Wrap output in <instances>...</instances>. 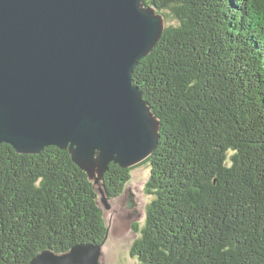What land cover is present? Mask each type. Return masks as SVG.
Here are the masks:
<instances>
[{
  "label": "trees",
  "instance_id": "1",
  "mask_svg": "<svg viewBox=\"0 0 264 264\" xmlns=\"http://www.w3.org/2000/svg\"><path fill=\"white\" fill-rule=\"evenodd\" d=\"M146 4L166 27L133 83L161 128L140 163L151 165L152 199L132 255L142 264H264V0ZM132 170L112 162L96 181L69 148L27 154L0 143V264L105 243L102 203L121 196Z\"/></svg>",
  "mask_w": 264,
  "mask_h": 264
},
{
  "label": "water",
  "instance_id": "2",
  "mask_svg": "<svg viewBox=\"0 0 264 264\" xmlns=\"http://www.w3.org/2000/svg\"><path fill=\"white\" fill-rule=\"evenodd\" d=\"M165 27L146 0H0V143L69 148L90 179L146 160L161 126L133 72ZM101 254L79 244L31 264H99Z\"/></svg>",
  "mask_w": 264,
  "mask_h": 264
},
{
  "label": "rangeland",
  "instance_id": "3",
  "mask_svg": "<svg viewBox=\"0 0 264 264\" xmlns=\"http://www.w3.org/2000/svg\"><path fill=\"white\" fill-rule=\"evenodd\" d=\"M169 24H177V20L170 18ZM131 173V179L121 196L110 199V206L102 203L109 234L105 243L98 244L102 245L99 264H142L137 256L132 255V246L139 236L134 227L136 224L143 226L147 206L152 199L146 189L151 165L149 162L137 164L133 166ZM99 176L97 173V180L104 178Z\"/></svg>",
  "mask_w": 264,
  "mask_h": 264
}]
</instances>
